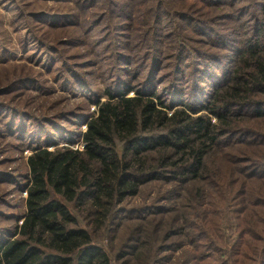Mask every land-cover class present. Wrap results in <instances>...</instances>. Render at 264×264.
<instances>
[{"label": "trees", "instance_id": "trees-1", "mask_svg": "<svg viewBox=\"0 0 264 264\" xmlns=\"http://www.w3.org/2000/svg\"><path fill=\"white\" fill-rule=\"evenodd\" d=\"M59 1L67 11L5 0L8 24L94 110L73 116L84 130L74 120L77 131L28 148L27 173H0L25 194L23 214L0 230V264H264V0ZM30 86L47 92L22 76L0 94ZM9 107L0 103L12 138L49 124ZM140 195L149 204L125 210ZM169 213L181 236L138 227L128 253L103 246L116 220Z\"/></svg>", "mask_w": 264, "mask_h": 264}, {"label": "rangeland", "instance_id": "rangeland-1", "mask_svg": "<svg viewBox=\"0 0 264 264\" xmlns=\"http://www.w3.org/2000/svg\"><path fill=\"white\" fill-rule=\"evenodd\" d=\"M30 2V3H29ZM26 0L24 3L25 11L35 9L37 11H54V12H63L67 9L64 7V3L59 0ZM69 5L67 8H69ZM14 13H11L10 9L7 7L5 0H0V36L1 39L6 42L8 46L7 52L9 55L0 56V88H3L7 84H10L13 80L21 78L22 76L37 77L42 84V87L47 90H35L34 87H25L22 89H17L14 91H9L5 94H0V103L2 106H10L9 108H16L21 111L26 112L29 116H34L35 118H41L42 120H49V124L40 121L45 125L44 132L40 131H28L25 137L20 139L12 138L7 133L5 123L6 113L0 110V173H11L13 176H22L27 173L26 168V158L30 154L28 148H32L37 145V143H42L44 140L45 134L52 136L53 134H58L57 130H61L63 134L69 135L70 132L77 131V125L73 126L76 122H79L78 119H72L73 116H88L93 112L94 108L89 106L83 97H72L67 91H62L58 84L52 81L51 76L45 73V70L40 68L41 65L37 66L35 63L38 58L43 62V57L41 53H37L34 59H30L32 54H34V47L31 46L26 52L24 48L18 42V34L14 33L15 31L10 28L8 21L11 20V17ZM25 31V30H24ZM23 31V32H24ZM23 32L19 33L20 35ZM72 37H75L73 34H69ZM51 37H54L56 43L64 40L65 33L58 31L52 32ZM65 47V46H64ZM68 48V54H74L79 51L78 47H66ZM92 59H88L90 61ZM217 72V71H216ZM220 74V72H217ZM54 76V74L52 75ZM93 82L96 84V80ZM101 85L99 82L95 85V90H99ZM7 109L10 114V109ZM81 109H85L81 111ZM60 114H65L62 120H60ZM74 114V115H73ZM9 117V116H8ZM52 119V120H51ZM51 120V122H50ZM22 124L24 121H21ZM27 127L30 130L28 123ZM78 128L84 130L82 122L78 123ZM57 129V130H56ZM43 133V134H42ZM63 134L57 135L56 141L58 144H64ZM81 141L75 144L73 147L75 149L81 148ZM27 147V149L25 148ZM22 182V181H21ZM153 187H157V184H153ZM155 190V189H154ZM154 190H151L152 192ZM156 195L154 193L151 195L153 199ZM25 194L21 191L14 188L13 181L4 180L0 182V230L11 228L14 225V218L19 217L23 214L24 211V202ZM151 199H142V195L134 199L129 200L125 205V210H136L139 207H142ZM136 214L128 215L135 216ZM13 219H10L12 218ZM124 220H116L114 229L108 233L107 236L114 239L113 243H109L107 239H104L103 246L107 249L111 246V249H107L112 252V256L115 253L124 252L128 253L127 248L129 236H133L138 227H142L144 234L143 236H165L167 232H170L172 236H181L178 234L179 223L174 222L173 218L175 217L174 213L155 215L149 218L142 219L143 222L139 221L140 219L128 218ZM153 219L152 223L146 222L147 219ZM163 221L162 229L154 228L157 222ZM168 221V222H166ZM172 226L168 228V226ZM166 227V228H165ZM174 232L176 234H174ZM178 240L174 238L171 241ZM112 244V245H110ZM158 244V243H157ZM115 264H134L131 257H125L122 261H116ZM136 264V263H135Z\"/></svg>", "mask_w": 264, "mask_h": 264}]
</instances>
